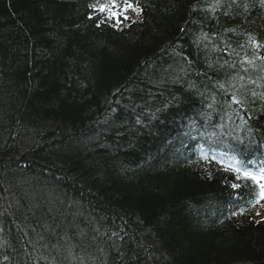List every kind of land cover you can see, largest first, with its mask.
Returning a JSON list of instances; mask_svg holds the SVG:
<instances>
[{
  "label": "trees",
  "instance_id": "16d2710c",
  "mask_svg": "<svg viewBox=\"0 0 264 264\" xmlns=\"http://www.w3.org/2000/svg\"><path fill=\"white\" fill-rule=\"evenodd\" d=\"M129 2L0 0V264H264V0Z\"/></svg>",
  "mask_w": 264,
  "mask_h": 264
},
{
  "label": "snow or ice",
  "instance_id": "6c2138e0",
  "mask_svg": "<svg viewBox=\"0 0 264 264\" xmlns=\"http://www.w3.org/2000/svg\"><path fill=\"white\" fill-rule=\"evenodd\" d=\"M91 7L99 13H107V19H114L117 24L121 23V16H123V19L129 18L127 15H124V13H127L128 9L131 8L134 11L140 10L138 7H134L129 0H122V3L119 2V0H104L103 3H100L98 0V3L96 5H91ZM120 8H123V12L119 11ZM257 47H259V45H257ZM249 63H251V61H249ZM234 100L236 103H240L235 97ZM202 158L206 161L209 159L207 155H203ZM226 167L236 174L237 180L242 178L244 180H250L259 189L258 198L255 200V203H260V201L264 200V168H261L258 172H254L242 167L239 160H236L235 163H229ZM238 186L237 184H232L233 188H237ZM257 215H259V213H257Z\"/></svg>",
  "mask_w": 264,
  "mask_h": 264
},
{
  "label": "bare ground",
  "instance_id": "6f19581e",
  "mask_svg": "<svg viewBox=\"0 0 264 264\" xmlns=\"http://www.w3.org/2000/svg\"><path fill=\"white\" fill-rule=\"evenodd\" d=\"M182 132H183V136L185 138L187 145H190L191 144L190 143V134L185 130ZM192 136L195 140V145H196V144H198V138L202 137L203 134H193ZM194 160L196 161L197 159L194 158ZM232 191L234 193H237L233 189H232ZM236 197H237V195L235 194V198ZM246 213H250V212L247 211ZM239 215H240V211L237 208H230L224 223L225 224L233 223L239 217ZM29 248H33L37 255H40V254H42L43 251H45V247H39L37 242L35 243L32 240H26L25 241V249H29Z\"/></svg>",
  "mask_w": 264,
  "mask_h": 264
},
{
  "label": "rangeland",
  "instance_id": "374dc122",
  "mask_svg": "<svg viewBox=\"0 0 264 264\" xmlns=\"http://www.w3.org/2000/svg\"><path fill=\"white\" fill-rule=\"evenodd\" d=\"M129 13H131V15H132L130 17L131 19L130 18L123 19V16H121V21H131L130 23H134L140 19L139 18L140 13L138 11H134L133 9H131ZM256 89H259V87L257 85H256ZM232 138H234V137H232ZM236 139L241 140L240 137H236ZM254 200H255V198H254ZM258 206H259L258 208L254 209L253 214H255L257 216L256 221L264 220V200L260 201V203H258ZM257 213H259V215H257Z\"/></svg>",
  "mask_w": 264,
  "mask_h": 264
}]
</instances>
